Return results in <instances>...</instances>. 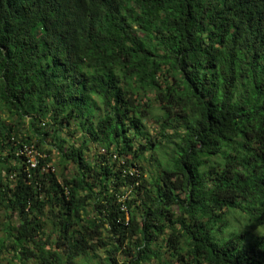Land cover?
Returning a JSON list of instances; mask_svg holds the SVG:
<instances>
[{"label": "trees", "instance_id": "obj_1", "mask_svg": "<svg viewBox=\"0 0 264 264\" xmlns=\"http://www.w3.org/2000/svg\"><path fill=\"white\" fill-rule=\"evenodd\" d=\"M0 233L19 264H264V0H0Z\"/></svg>", "mask_w": 264, "mask_h": 264}, {"label": "built area", "instance_id": "obj_2", "mask_svg": "<svg viewBox=\"0 0 264 264\" xmlns=\"http://www.w3.org/2000/svg\"><path fill=\"white\" fill-rule=\"evenodd\" d=\"M17 154H19L22 157L23 162L27 166L29 170L36 169L39 165V160L46 159V156L39 151L35 150V148L32 145H22L21 148L17 151ZM113 160H119V166H124V159H119L116 155L112 156ZM42 172H50L54 173L55 168L52 165V163H47L45 166L42 167ZM123 173L126 175L133 176L136 174V171L134 169H128V171L125 172L123 169ZM128 196V193L125 194V196H122L119 198L118 202L120 204L121 211L125 212V204L124 199Z\"/></svg>", "mask_w": 264, "mask_h": 264}, {"label": "rangeland", "instance_id": "obj_3", "mask_svg": "<svg viewBox=\"0 0 264 264\" xmlns=\"http://www.w3.org/2000/svg\"><path fill=\"white\" fill-rule=\"evenodd\" d=\"M150 134H154V130L156 129V127L154 126V124L152 122H150ZM157 156L160 158V155L157 153ZM52 159H53V165L55 166V169H56V173L59 172V169L57 168V158H56V155L53 154L52 156ZM153 164V162H152ZM151 163H149V166H147V171H148V174L149 175H153L154 172H155V169L153 168ZM154 165V164H153ZM149 175H147V178L149 180ZM230 223L235 226V227H238L239 229H242L243 226L246 224L244 218L242 216H239V215H236V216H232L230 219H229ZM2 236V234L0 233V237ZM10 262V263H9ZM0 264H19L18 261H11V253H4L1 258H0ZM28 264H31V263H28Z\"/></svg>", "mask_w": 264, "mask_h": 264}]
</instances>
